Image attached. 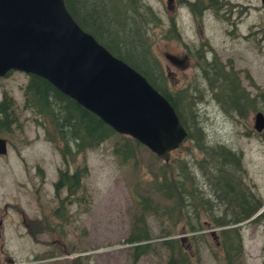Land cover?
I'll return each instance as SVG.
<instances>
[{"label":"rangeland","instance_id":"obj_1","mask_svg":"<svg viewBox=\"0 0 264 264\" xmlns=\"http://www.w3.org/2000/svg\"><path fill=\"white\" fill-rule=\"evenodd\" d=\"M231 1L232 4L216 0L217 9L209 0L199 1L203 3L201 7L210 3L208 7L212 9L202 16L195 13L194 20L186 3H177L174 9V3L168 0L136 2L149 7L141 37L148 44L150 58L157 60L166 75L162 86L171 95L177 90H187V99H182L186 106H183L182 116L188 129L192 133L198 125L209 144L225 145L240 154L238 175L250 190H245V194L240 191V199L264 202V136L255 135L254 115L252 118L246 111L241 116L232 104L237 102L238 84L258 87L264 93V6L262 0ZM230 9L231 16L227 14ZM231 17L234 20H230ZM202 56H207L206 62L200 60ZM26 80L23 74L16 72L0 83V91L5 87L20 105L16 113L24 125L23 129L16 126L11 150L6 157H0V217L6 202L18 204L26 217L23 224L20 213L8 207L2 228L6 254L15 256L17 264H167L170 251L161 242L177 239L189 254L191 264H225L222 227L214 221L226 218L232 206L227 199L224 204L210 193L197 165L203 161V154L192 141L187 140L182 148L173 150L168 162L144 145L136 147L135 160L121 162L113 153L114 143L123 135L117 133L100 146L78 155L74 163L65 165L54 144L46 139L42 122L38 117L35 120L22 106V86ZM249 92L254 94L252 90ZM260 98L256 105H260L259 110L264 114L263 98ZM191 115L196 116V121ZM177 161L189 163V170L196 174L192 173L194 182H199L197 197L211 203L206 207L209 211L199 207L197 220L201 227L194 231L183 225L187 221L183 215L179 216L180 222L171 226L173 222L165 216L162 220L147 212L142 217V210L136 206V200L146 195L161 204H170L153 187V173L158 172L161 164ZM207 164L213 168L210 161ZM83 165L88 172L80 178V187L75 188V192L54 191L52 182L57 178L58 168L69 167L72 171ZM231 165H235L233 160ZM222 176L214 178L213 182L220 181ZM219 187L217 192L225 198L220 182ZM36 198L53 200L50 211L45 210L50 214L47 218L41 216ZM61 198L65 207L59 219L53 210L59 204L57 199ZM259 209L263 210L264 204ZM34 218L46 219L45 223L55 229L62 221L64 232L56 236L49 232L51 229H44L47 233H36V241H33L25 234V225ZM40 223H35L36 228ZM237 225L242 246L238 264H264V218L256 217ZM228 226L233 228L236 224L225 227ZM172 228L174 232L164 234ZM134 230L147 232L150 239L128 242ZM145 241L149 246L143 249L144 253L135 256V245ZM46 255L52 258L34 260V256ZM4 258L0 251V264H9Z\"/></svg>","mask_w":264,"mask_h":264},{"label":"trees","instance_id":"obj_2","mask_svg":"<svg viewBox=\"0 0 264 264\" xmlns=\"http://www.w3.org/2000/svg\"><path fill=\"white\" fill-rule=\"evenodd\" d=\"M64 1L69 13L84 31L90 33L114 56L140 72L174 106L181 122L188 131V140L192 141L195 148L203 154V161L197 162V165L201 169L205 183L209 186L210 193L213 192L216 199L224 204L227 199L229 205L232 206L226 218H216L214 223L218 226H226L250 218L259 205L251 198L249 201L246 198L240 199L241 188L247 184L238 175V168L241 167L238 153L234 150L233 152L225 145L209 144L198 125L194 126L195 129L191 133L190 127L185 124V119L182 116L183 106H185V101L182 99H187V90L185 88L180 91L177 90L171 95L162 86L166 75L161 70L157 60L152 59L153 57L150 58L149 53L151 52L147 48L148 44L141 37L145 24L144 18L148 16V5L141 2L137 3V0ZM210 3L211 6H214L216 0H210ZM200 10L201 8H198L196 12L200 13ZM142 55H147L148 58L147 56L144 58ZM23 95L25 106L29 107L42 122L46 139L54 144L66 164L74 163L78 155L84 154L87 150L94 149L105 140L118 135L97 115L57 90L42 77L31 75L24 87ZM10 103H12L10 100H4L0 104V111L4 112L8 108L6 105ZM190 104L192 102H189ZM191 117L193 121H196L195 115H191ZM120 137L122 139L118 138V141L113 145V153L120 158L121 162L135 160V149L142 144L128 135L123 134ZM231 160L235 163L233 167ZM207 161L213 164V168L209 167ZM188 167L187 161L161 164L158 172L153 173V187L170 204H161L149 195L141 196L136 200V206L142 210V217L147 212L161 219L165 216L170 223L173 222V224H169L174 226L176 221L180 222L179 216L183 215L187 218L183 225L188 226L190 230L194 231L201 227L197 220L199 207L209 211L210 209L206 207L211 203L197 197V192L200 191L197 185L199 182H194L193 174L195 176L196 174L191 172ZM87 172L86 165L77 166L75 172L71 174L60 171L57 186L67 184L72 193L75 188L80 187V178L85 176ZM222 174L224 176L220 181L214 183L213 179H219ZM219 182L223 187L221 191L224 192L225 198H223L224 195L220 196L217 192L221 189ZM249 196L251 195L249 194ZM234 197L235 199L231 201ZM190 213L192 214L190 215ZM237 227L238 225L233 226V228L228 226L221 232L224 238L222 246L226 254L225 264H238L242 252L241 241H238L241 237ZM174 231L175 229L172 228V230L163 233L169 235ZM149 239L147 232L141 233L134 230L128 236L127 241L134 243ZM180 241L177 239L162 240V246L170 251L167 264H191L189 254L184 251ZM146 242H142V245H135V256L144 253L143 249L149 246Z\"/></svg>","mask_w":264,"mask_h":264},{"label":"water","instance_id":"obj_3","mask_svg":"<svg viewBox=\"0 0 264 264\" xmlns=\"http://www.w3.org/2000/svg\"><path fill=\"white\" fill-rule=\"evenodd\" d=\"M9 70L46 79L166 162L188 140L169 100L84 31L64 0H0V76ZM263 128L264 114L258 112L255 129Z\"/></svg>","mask_w":264,"mask_h":264},{"label":"flooded vegetation","instance_id":"obj_4","mask_svg":"<svg viewBox=\"0 0 264 264\" xmlns=\"http://www.w3.org/2000/svg\"><path fill=\"white\" fill-rule=\"evenodd\" d=\"M170 1L172 2V4L174 3V9L178 5L177 3H186L190 7V9H191V15L194 17L193 20L196 18L195 13H197L196 12L197 9L201 7L200 4H203L202 2H199V1H202V0H169V2ZM226 2H230L231 4L233 3L231 0H226ZM225 4H227V3H225ZM191 6H192V8H191ZM241 6L243 7L242 4H241ZM207 7H208V4L207 3L204 4L201 7V12L198 13V15L202 16L205 11H207L208 9H212L210 7H208V8ZM213 7L215 9H217V7H215V6H213ZM219 13H222V10H220ZM227 14H229L230 16L233 14V12H231V9L227 11ZM227 14L225 15V17L227 16ZM222 17H223V19H225L224 16H222ZM232 19L234 20V18L231 17L230 20H232ZM206 59H207V56H202L200 60L203 61V62H206ZM209 59L212 60V61H214L215 63H217V60H215L213 58H209ZM224 71H225V68H224ZM16 72L23 74L26 77V79H27L26 80V83L23 84V86H22V93H23L24 87L26 86V84L28 83V81H29V79L31 77L30 74H26L24 72L17 71V70H9L5 74H3V75L0 76V83H2V80L9 78L12 75V73H16ZM229 73H231V72H229ZM233 75H236V74L234 73ZM252 85H254V83ZM1 89L2 90L0 91V104L4 100H10V102H12V103L6 105L8 108L5 109L4 112L3 111H0V139L5 140V145H6V152L3 153V154L0 153V157H6L8 151L11 150L12 145H13L12 144V138H13V136L15 134V129H18L17 127H19V129L20 128L23 129L24 125L23 126L21 125V122H20V120L18 118V115L16 113V111L18 110V108H20V105L17 103V101L15 100V98L10 94V92L7 91V89L5 87H1ZM237 89H238L237 90V94H236V100H237V102L236 103H232V104L233 105H236L237 109H235V110L238 111V114L239 115L243 116L246 111H249L250 112L252 118H253V115H254V122H253V124L255 125V122H256V113L261 112L259 110L260 105L257 106L256 105V101L259 100V99L261 100L260 97H262L263 98V103H264V93H261L260 92L261 90L259 91V88L258 87H255V86H253V87L252 86H249L248 88H246L244 85H241V87H240V84H238L237 85ZM250 90L254 91L253 92L254 94H251L249 92ZM23 100H24V95H23ZM22 106H23V108H24L25 111L26 110H29L30 113H31V115L33 114L32 116L35 117V120H36V116H35L34 112L29 107H26L25 106V101H23V105ZM22 132H23L24 135L26 134V131L25 130L22 131ZM263 132H264V128L262 130H260V131L257 130L256 133H255V135L256 136H259V137H261L262 135L264 136ZM31 144H33V143H31ZM24 146L25 147H28L27 145H24ZM18 153H19V156L22 157L20 151H18ZM239 158H240V154H239ZM76 168H77V166L72 171H69V167H66V168H63V169H61V168H58L57 169V178H56V180H54L52 182L53 189H54V191L56 193L59 192L60 190H66L69 193H71L69 191V188H68V185L67 184H65V185H63V184L61 185L60 184V186L59 185L57 186V183H58V180H59V173H60V171L71 174V173H74L75 172V169ZM39 172H42L43 173L44 171H39ZM242 181H244V180L242 179ZM78 188H79V186L77 187V189ZM75 190L72 191V193L75 192ZM245 190L246 191L249 190L248 185L245 186V187H243V188H241V191H242L243 194L247 193V192H245ZM57 200H60L59 201V204L57 206H55V208H54L53 211L55 212V214L57 215V217L59 219H62V214H63L62 211H63V209L65 207L64 200L62 198L61 199H57ZM36 202H37V206L40 209L41 216L43 218H47L48 216H50V214L45 213V210L48 209L50 211V209H51L50 208V205L52 204L53 200L52 199H48V198H44V199L36 198ZM255 203H258V205H259L258 206V209L247 220H254L256 217L264 218V209L263 210H260L259 209L260 208V205L261 204H264V202L256 199L255 200ZM8 207L15 208L17 210V212L20 213V216L22 218V223L23 224L26 221V217L23 214V211L19 208L20 206L18 204H16V203H9V202H6V203L3 204V209H2V213H1V217H0V251L2 252V254L4 256H6V259L5 258L4 259L9 264H17V260H16L15 256H10V255H8V254L5 253V240H4V237L2 236V228H3V224L5 222L4 221V218L8 214ZM60 212H61V215H59ZM38 222H41V223L39 225H37V228H36L35 223H38ZM45 222H46V219H39V218H34V219H31V220L29 219V223H27L25 225V227H26L25 234L26 235H29L31 240L36 241V239H35L36 233H38V232L39 233H47L46 231H44V229H48V230L51 229L49 232L55 234L56 236H58V235H60V233L62 234L64 232L62 221H59V227L56 228L57 230L54 227H52V226H48ZM236 225H237V223H236ZM220 228H221L220 232H222V229H225L224 226H220ZM224 253H225V251H224ZM33 255H35V254H33ZM49 255H51V254H49ZM49 255H46L44 257L34 256V260L36 262H38V260H37L38 258H48ZM51 258L52 257H50L48 259H51ZM48 259H43V260L44 261H48ZM44 261H42V262H44Z\"/></svg>","mask_w":264,"mask_h":264},{"label":"bare ground","instance_id":"obj_5","mask_svg":"<svg viewBox=\"0 0 264 264\" xmlns=\"http://www.w3.org/2000/svg\"><path fill=\"white\" fill-rule=\"evenodd\" d=\"M209 4V3H208ZM200 5H202V4H200Z\"/></svg>","mask_w":264,"mask_h":264}]
</instances>
